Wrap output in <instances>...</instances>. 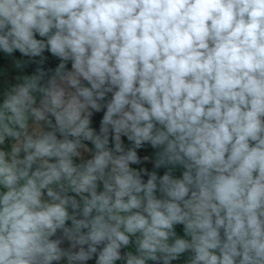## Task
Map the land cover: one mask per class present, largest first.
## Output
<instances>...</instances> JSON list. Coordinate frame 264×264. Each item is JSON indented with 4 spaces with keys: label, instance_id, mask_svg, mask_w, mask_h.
I'll return each instance as SVG.
<instances>
[{
    "label": "clouds",
    "instance_id": "9594fccd",
    "mask_svg": "<svg viewBox=\"0 0 264 264\" xmlns=\"http://www.w3.org/2000/svg\"><path fill=\"white\" fill-rule=\"evenodd\" d=\"M0 264H264V0H0Z\"/></svg>",
    "mask_w": 264,
    "mask_h": 264
}]
</instances>
